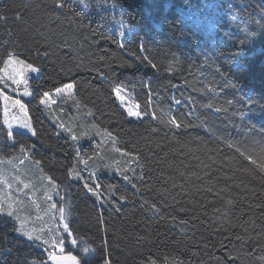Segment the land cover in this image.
Segmentation results:
<instances>
[{
    "label": "trees",
    "instance_id": "16d2710c",
    "mask_svg": "<svg viewBox=\"0 0 264 264\" xmlns=\"http://www.w3.org/2000/svg\"><path fill=\"white\" fill-rule=\"evenodd\" d=\"M9 53L40 69L24 99L36 134L5 136L0 160L39 162L55 181L78 241L68 251L92 246L88 264H264V171L241 155L260 163L264 148V0H0V70ZM3 109L0 96V132ZM47 259L0 222V264Z\"/></svg>",
    "mask_w": 264,
    "mask_h": 264
},
{
    "label": "snow or ice",
    "instance_id": "6c2138e0",
    "mask_svg": "<svg viewBox=\"0 0 264 264\" xmlns=\"http://www.w3.org/2000/svg\"><path fill=\"white\" fill-rule=\"evenodd\" d=\"M63 3H58L57 7H63ZM115 7V5H113ZM125 33L123 31L120 32V36H124ZM121 48L124 47L123 44L120 45ZM140 48H143L144 45L141 43L139 45ZM47 55V53H45ZM143 60L147 61V57H144ZM149 64H151L150 61H147ZM4 69L0 70V79H4V71L9 68V65H13V72L14 75L8 76L9 80H13L16 85H20L23 83L24 85V95L28 96L30 95V92L28 91L27 86V80H21L18 79V76H21L26 71H32V72H39L40 69L33 66L32 64H28L24 60H20L18 56L14 53H9L7 60L3 61ZM153 68L156 67L155 64H151ZM75 88V83H67L64 84L62 87H58L55 89V92L57 94H63L67 93L69 96L73 94V90ZM122 88L120 86H116L115 88V95L117 97H120L123 101V97L121 96ZM0 96L3 97V100L5 101V108H4V124L7 126L6 130L3 132H0V151L3 149V141L4 137L6 136L9 141H12L15 139L13 136V124L16 123L19 125L22 129H27L32 133V135H35V129L32 127L31 123L26 119H17L16 117H12V119H9L10 113L8 111V104L10 102L12 107L19 106V110L22 113H25L26 115V105L20 100V99H12L10 96L4 94L3 90L0 89ZM48 100H50V94L48 92L43 93V98L41 99V104H47ZM54 102V101H53ZM177 103H180L177 101ZM135 108H139V105H135ZM134 107H128L127 108V114L130 117H136L137 119L141 118L144 113L141 111L134 110ZM209 108L212 107L211 104L208 105ZM219 111V109H217ZM153 117H155V113H152ZM172 125L179 128L181 125L177 122L176 118L173 116L171 117L169 121ZM62 128H64V125H60ZM94 128L98 129V126L93 125ZM65 131H68L72 133V128L68 127L65 128ZM103 133L109 137L113 142L115 141V137L112 135L111 132H108L107 129L103 130ZM87 132H82L81 136H86ZM78 136L75 133H72V140L74 142L78 141ZM28 151L23 145L20 147V152L24 153ZM115 151L119 152L120 149H115ZM239 151V149H237ZM125 155L132 156V153H124ZM245 157V159L251 160L252 164L256 165L261 171H264V148H261L260 151V163H257V160L253 159L251 155H247L246 153H241ZM77 158H80V152L77 149L76 151ZM134 159H138V157L133 156ZM91 159V157H89ZM11 163V161H8ZM0 163H3L2 160H0ZM39 162H37L38 164ZM85 164H87V160L84 161ZM118 163V162H114ZM116 171L121 172V175L123 176V179L125 181H129L130 177L126 174H124V170H121L120 168H116ZM134 173V170H132ZM70 174H74L76 178H80L79 172L76 171L74 168L69 170ZM91 175H95L93 172ZM14 179H18L15 178ZM46 179L50 182L51 187L56 190L58 186L56 185L55 181L52 179V177L48 176ZM0 183H5L4 177H3V171L0 170ZM22 183V181H21ZM9 188H11V185H8ZM24 187L27 188L28 185L24 184ZM85 187L88 188L89 192H92L94 195L99 196L100 193L96 190L99 188V185H96V188H93L89 185H85ZM109 190H112L115 188V185H108ZM49 200H51V196L48 197ZM120 199H125V197L121 196ZM20 203V201L16 200L13 201L11 199H6L3 196H0V222L5 221H11L13 224V231L16 232L20 237L26 238V241L33 245H38L41 247H44V250L47 253V257L49 260L53 261L54 264H88L89 259L91 258V254L95 252V249L90 245H83L79 248V251L82 253V255H74L72 251H69L65 253L64 244H65V237L62 233H67L69 237H72L71 230L69 228V224L66 220L67 216H70V209L66 212L65 208L61 207L58 209L59 212V220L63 222V228L61 229L59 225L56 226L54 231L57 233L56 235H52L51 232L48 233V239H43V236L36 231L34 228H30L28 226V220L27 217H22L20 213V209L17 207V205ZM231 203V201H229ZM53 208H56L55 203L52 204ZM153 209L156 208V205H151ZM158 211V209H157ZM237 239H242L241 237H237ZM78 241L75 237L71 238V244L77 245ZM59 252V254H57ZM29 264H40L37 260H31ZM104 264H110V261L105 259Z\"/></svg>",
    "mask_w": 264,
    "mask_h": 264
},
{
    "label": "rangeland",
    "instance_id": "374dc122",
    "mask_svg": "<svg viewBox=\"0 0 264 264\" xmlns=\"http://www.w3.org/2000/svg\"><path fill=\"white\" fill-rule=\"evenodd\" d=\"M13 67V65H9V68L3 73L4 79H0V81L3 82V92L4 94L10 96L12 99H20L24 103V99H28L32 96V88L30 87L28 77L32 73L34 75H38L39 72L26 71L21 76L17 77L21 80H27V86L30 95L25 96L23 94V83H21L20 85H16L13 80L8 79V76L14 75ZM71 96H69L67 93L57 94L56 92H53L50 93V100H48L47 104L42 105L45 107H52L56 102L63 99H68ZM121 96L124 99L122 101L121 98L118 97L119 101L126 110L128 107H134L136 105L124 92H121ZM3 102L5 108V101L3 100ZM134 110L139 111V108L134 107ZM8 111L10 113V120L12 119V117H16L17 119L26 118L31 123L27 110L25 115V113L20 112L19 106L12 107L9 102ZM14 130H21L27 133H31L27 129L20 128L16 123L13 124V131ZM95 132L96 134L104 135L103 131L100 129H96ZM8 161H11V163H9ZM37 167L40 170L39 164L31 163L28 159L21 160L18 163H14L11 159H8L3 161V163H0V170L3 171V177L5 181V183H0V196H3L6 199H11L13 201H20V203L17 205V207L20 209L19 214L22 217H27L28 226L30 228L36 229V231L43 236V239H48L49 232H51L52 235L57 234L52 231L56 228L57 225H59L61 229L63 228V222L59 220L58 209L63 207L67 212V206L64 203V196L58 193V189L54 190L51 187L50 182L46 179V177L48 176L42 173L41 170L39 171ZM14 177L18 179H14ZM73 177L76 178L74 174ZM24 184H27L28 187L25 188ZM8 185H11V188H9ZM49 196H51V200L48 199ZM58 199H60L61 202H58ZM53 203H55L56 208L52 207ZM62 234L65 237L64 249L65 253H67L69 251L67 250L66 242L68 241L71 244L72 237H69L67 233ZM57 254H59V252H57ZM73 254L77 255L75 253ZM46 261L54 264V262L49 259H47Z\"/></svg>",
    "mask_w": 264,
    "mask_h": 264
}]
</instances>
